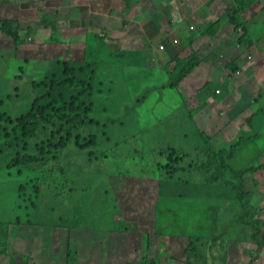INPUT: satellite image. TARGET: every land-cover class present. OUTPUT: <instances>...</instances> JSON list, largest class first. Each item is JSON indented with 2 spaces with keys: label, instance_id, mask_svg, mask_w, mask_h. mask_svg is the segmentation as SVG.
I'll return each instance as SVG.
<instances>
[{
  "label": "rangeland",
  "instance_id": "obj_1",
  "mask_svg": "<svg viewBox=\"0 0 264 264\" xmlns=\"http://www.w3.org/2000/svg\"><path fill=\"white\" fill-rule=\"evenodd\" d=\"M3 26L0 21V32ZM24 43L23 38L0 39V147H4L0 157V230L6 231L8 225L19 222L26 226L34 221L54 224L50 226L54 247L67 262L80 264L79 257L87 246L96 244L100 252L101 245L106 247L105 241H113L119 247L118 239L129 230L120 219H124L122 209L126 204L127 213L142 212L149 223L154 220L153 226L157 216L165 225L174 226L180 221L179 229L174 227L181 234L179 238L161 240L158 233L167 235L171 231L153 232L150 250L158 244L157 252L162 251L151 256L141 254L135 257V264H206L209 258L213 264H227L230 259L231 264H264V140H258V130L251 122L260 111L259 103H264L262 65L257 71L262 77L260 84L251 80L253 96L241 93L231 83L226 89L221 83L214 86L216 80L221 82L219 70L205 78L197 75L188 79V75H181V63L171 65V71L137 72L128 60L130 56L115 62L106 51L97 53L89 46L73 66L77 81H88L92 87L84 93L81 82L79 87L56 83L51 88L52 81L65 79L59 63L66 57L57 47L41 46L34 55L33 50H24ZM251 51L246 52L249 61L264 58L263 51L255 56ZM178 75L181 76L176 78ZM245 75L246 72L241 74L240 80ZM106 78L109 80L105 85ZM196 81V88L204 84L199 96H193L194 91L187 86ZM259 86L262 93L256 97ZM70 103L87 104L81 113L87 124L75 123V129L65 119L45 121L33 115L42 111L49 116ZM243 103H253L248 108L250 115L238 120L245 131L234 128L226 130L225 135H216V130L215 134L203 131L216 116L215 120L234 127V121L226 118L229 114L223 113L224 108L216 116L210 115V109ZM22 115L24 123L20 125L17 120ZM78 115L75 110L71 117ZM26 129L35 132L28 136L23 134ZM249 133L254 137L243 141L236 155L228 160L234 168L246 169L245 173L233 180L225 169L221 172L219 183L227 185L233 180L230 191L221 193L218 199L209 198L206 205H201L200 200L185 199L189 184L196 181L189 164L202 154L201 147L221 148L226 141L235 144ZM171 147L186 151L188 156L166 169L167 156L161 153ZM25 156L38 161L22 165L13 161L14 167L8 166L14 158L21 160ZM173 191L175 195H171ZM256 221L263 227L261 242L251 235L245 242L246 223ZM119 223L121 226H117ZM78 229V233L74 232ZM194 233L201 237H194ZM4 250L0 245V253ZM129 251L128 244V254L118 258V263L123 260V264H131ZM58 260L53 258L54 262Z\"/></svg>",
  "mask_w": 264,
  "mask_h": 264
},
{
  "label": "crops",
  "instance_id": "obj_2",
  "mask_svg": "<svg viewBox=\"0 0 264 264\" xmlns=\"http://www.w3.org/2000/svg\"><path fill=\"white\" fill-rule=\"evenodd\" d=\"M234 3V0H0V21L10 23L24 39V50L26 52L33 50L34 55L38 54L43 41L51 33L53 40L46 45L49 48L57 47L66 58L70 57L74 61L81 57L85 49L88 52L89 46H93L91 51L96 52V49L97 53L106 51L109 56L115 58V62L126 60L130 56L128 60L133 62L131 66L133 71L137 72L161 69L171 71L173 68L171 65L176 63H181L184 67L181 75H188L187 79L196 78L197 75L205 78L207 77L205 75H215V72L220 71L221 82L216 80L218 83L215 82L214 86L217 87L221 83L226 89V85L231 83L233 87L240 89L241 93L250 92L253 95L251 80L260 84L262 77L257 71L260 70V65L264 71V58L258 62V59L249 61L246 52L252 50L250 54L253 56L258 52H264V0H238ZM234 11L235 16L232 17ZM237 13L238 22L235 18ZM7 38L11 37L6 35L5 31L0 32V39ZM160 45H164L165 48L160 49ZM248 46L252 47L248 50ZM250 62H256V65H249ZM142 64L145 65L144 68L141 67ZM169 67L171 69H168ZM247 67L248 70L245 71L244 68ZM245 72V78L240 80V75ZM126 78L125 73L124 84L127 83ZM108 80L106 78L105 85ZM197 83L198 81L190 84L194 86L187 85L194 91L193 96H199L200 92L203 94L201 85L204 84L196 88ZM213 91L214 88L209 91L210 98ZM261 93L259 86L256 97ZM252 104L245 106L243 103L210 109V115L216 116L218 110L224 108L223 113L229 114L226 118L234 121L235 125L229 127L228 122L220 123L215 120L218 118L216 116L212 118V123L203 127V131L215 134L216 130V135L220 132H224L225 135L226 130L234 128L245 131L238 120L250 115L251 111L248 108ZM259 108L255 121L251 122L258 130V140H264V136H261L264 135V103H259ZM252 134L243 137L250 140L254 137ZM122 211L125 215L124 219H120L129 230L126 236L118 239L119 247L116 245L117 242L113 241H105L106 247L101 245L100 252L96 244H92L95 249L93 246H87L83 248V253L79 257L80 264H123V260L118 263V258L128 254L126 253L128 244L131 264H135V257L138 258L141 254L151 256L162 251L160 249L157 252L158 244L150 250L152 237L155 235L153 232L171 231L167 235L164 232L158 233L162 236L161 240L179 238L181 235L179 230L174 231V227L179 229L180 221L175 222L174 226H171V223L165 225L157 216L153 226L154 220L152 219L153 223H149V218L144 217L142 212L127 213L126 204ZM174 211L176 213V209ZM113 218L116 230V217ZM144 222L148 225L147 229L144 228ZM53 225L35 221L31 226L20 222L11 226L6 225L7 236L3 244L5 250L0 253V264H76L67 262L54 247L53 230L50 227ZM200 226L202 228L203 224ZM200 226L194 229L198 230ZM78 231L79 229L74 230L77 233ZM143 234L141 238L140 235ZM194 237L201 236L194 233ZM171 248L173 249V246ZM85 253H88V256H84ZM164 253L167 251L164 250ZM55 257H59L60 260L54 262ZM206 264H213L210 258ZM227 264H231V259Z\"/></svg>",
  "mask_w": 264,
  "mask_h": 264
},
{
  "label": "trees",
  "instance_id": "obj_3",
  "mask_svg": "<svg viewBox=\"0 0 264 264\" xmlns=\"http://www.w3.org/2000/svg\"><path fill=\"white\" fill-rule=\"evenodd\" d=\"M235 1L238 2V0H235ZM236 22H237V19H236ZM3 24H4L3 31L7 32L9 35H11L16 40L21 39V36H19V34L13 29V27L10 25V23H3ZM59 65H62V62H60ZM62 73L65 75V79H61L59 81H55V80L52 81V84L50 85L51 88L52 87L54 88V84H56V83H57V85L58 84H66V85H69L70 87H74V86H78V84L81 82L82 84L85 85L84 93L86 91H91L92 87L88 81H85V80L77 81L76 76H75V70L69 63H67V62L63 63ZM175 91H177L176 88H175ZM85 106H87V104L75 106L73 103H70L66 107L58 108L56 112H54L53 114H50L49 116L44 115L42 113V111L36 112L33 115L35 117H39L41 120H45V121H50L53 118L60 119V120L65 119L66 121L71 123V128L76 129V126L74 125L75 123L87 124L86 120L81 117V113H83V109H86ZM75 110L79 112V115H78V117L72 118L71 117L72 113ZM17 122L20 125L22 123H24L23 115L20 118H18ZM34 132H35L34 129H31V130L26 129L23 132V134H26L29 136V135H33ZM247 140L248 139H246L244 137H240V141H238L237 143L233 144V143H229V141H226L223 143V146L221 148H217L214 145H206L205 147H201V149L203 148L201 150V152H202V154L204 153V155L200 156L202 154H197L198 158L193 159L194 161L189 164V166L193 170V172H192L193 173V179L196 181L191 182V184H189L190 190L187 193V197L185 199L190 198V199H194V200H200L201 205L202 204L206 205L209 198L218 199V196L221 193L230 191L231 188L229 186H231V182H233L234 178H236L237 176L243 175L245 173L246 169L234 168L232 166V164L228 162V160L230 158L232 159L236 155V153L240 149L243 141H247ZM3 148L4 147H0V157L2 155ZM185 152L186 151L178 149L176 147L164 149L162 151L161 155L167 156L166 157V164H167L166 169L169 168V166L173 165L174 162H176L178 160L186 159V157L188 156V153H185ZM13 161L19 165H22V164H27V163H31V162L36 163L38 161V159L33 157V156H30L29 158H28V156H25V157H22L21 160L14 158L8 164L9 167H11V166L14 167L12 165ZM224 169L228 172V174L231 177H233L232 178L233 180L228 182V184H227L228 186L224 185L223 183H219V181L222 178L221 172H223ZM211 176H213V177H211ZM232 188H233V186H232ZM171 195H175L174 191H173V194H171ZM184 200L181 199L179 201H184ZM259 221L261 222V220H259ZM259 221L246 223L247 225L245 226V234H246V237H245L246 241L245 242H249L250 235L257 242H261V235H263V231H262L263 227L261 228ZM214 228L217 229V226H215ZM6 236H7V232L4 231L3 229H1L0 230V245L5 244V237ZM234 240L239 243V239H234ZM193 249H195V248L194 247L191 249L189 248V250H191V251ZM191 251H190V253H191ZM198 254L199 253L197 251V254L195 253V255H198ZM193 257L195 259L197 258L196 256H193ZM150 264H156V263L151 262ZM243 264H252V262L250 261L249 263H243Z\"/></svg>",
  "mask_w": 264,
  "mask_h": 264
},
{
  "label": "clouds",
  "instance_id": "obj_4",
  "mask_svg": "<svg viewBox=\"0 0 264 264\" xmlns=\"http://www.w3.org/2000/svg\"><path fill=\"white\" fill-rule=\"evenodd\" d=\"M234 2H236L235 0H234ZM238 15V13L236 14V16ZM232 16H235V11H234V13L232 14ZM6 35H8L9 37H11L12 38V36L11 35H9L7 32H6ZM22 37V36H21ZM53 38V36L51 35V33H50V35H49V37L45 40V41H43V45L42 46H45L46 48L48 47L46 44L48 43L49 44V42L48 41H50V40H53L52 39ZM51 42V41H50ZM164 46V45H163ZM41 47V46H40ZM49 48V47H48ZM159 48H160V46H159ZM164 48H165V46H164ZM163 48V49H164ZM161 49V48H160ZM64 62H67V63H69L72 67L73 66H75L74 65V63H76L77 61H74L73 59H71L70 57H67L66 58V60H63L62 61V65H63V63ZM74 68V67H73ZM76 76V75H75ZM8 229V228H7ZM6 232H7V230H6Z\"/></svg>",
  "mask_w": 264,
  "mask_h": 264
},
{
  "label": "built area",
  "instance_id": "obj_5",
  "mask_svg": "<svg viewBox=\"0 0 264 264\" xmlns=\"http://www.w3.org/2000/svg\"><path fill=\"white\" fill-rule=\"evenodd\" d=\"M160 48H161V49H163V48H164V46H163V45H160ZM217 92H220V90H217Z\"/></svg>",
  "mask_w": 264,
  "mask_h": 264
}]
</instances>
